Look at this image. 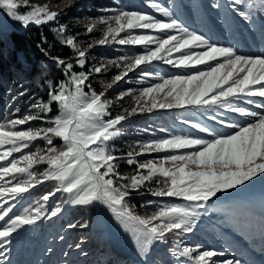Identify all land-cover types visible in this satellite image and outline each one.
Listing matches in <instances>:
<instances>
[{
  "label": "rangeland",
  "instance_id": "rangeland-1",
  "mask_svg": "<svg viewBox=\"0 0 264 264\" xmlns=\"http://www.w3.org/2000/svg\"><path fill=\"white\" fill-rule=\"evenodd\" d=\"M228 4L236 17L224 0H0L24 28L0 14L1 57L11 65V79L1 80L0 111L11 108L13 115L0 126L2 264H25V226L33 233L30 252L48 247L41 264H128L131 256L119 241L106 240L105 227L158 233L124 205L147 193L158 201L147 212L158 213L164 232L181 230L187 243H170L168 259L152 258L145 247L150 264H184V255L190 263L247 264L246 249L264 258V225L250 214L252 204L264 206V57L251 61L212 46L236 22L240 31L251 29L240 37L248 46L264 19L256 10H264V0ZM26 28L46 30L74 53L68 62L38 50L65 86L49 83L44 90L22 81L27 58L15 53L18 73L9 34L25 36ZM126 168L138 175L117 174ZM75 176L80 191L61 214Z\"/></svg>",
  "mask_w": 264,
  "mask_h": 264
},
{
  "label": "trees",
  "instance_id": "trees-1",
  "mask_svg": "<svg viewBox=\"0 0 264 264\" xmlns=\"http://www.w3.org/2000/svg\"><path fill=\"white\" fill-rule=\"evenodd\" d=\"M9 39L11 43V49L9 51V55L11 57V63H12V66L15 67L18 73H20V70L22 69V67L19 64V62H17L15 53L23 52L25 53V56L27 58L29 70H23V76L22 75L20 76L24 83L29 82L30 84H32L31 86L36 85L37 88H41L44 90L48 87L47 84L49 83H53V85H56L57 83H61V85L63 86L66 85V80L60 74L56 65L52 61H47V59H45L44 56L38 50L46 51L49 49L47 53L42 52V53H45L46 58L57 59L58 61L68 60V62H71L74 60V53L70 51L67 47L61 46L58 43H56L49 32H47L46 30L40 31L39 29L26 28L25 36L19 31H14L9 34ZM30 45H32V49H30ZM33 47H35L36 49ZM31 54H32V57L29 58V55ZM39 61H42L44 64V67L42 69L37 68V63ZM63 64L64 63H62L61 68H63ZM10 66L8 64L7 59L5 60L3 57H1V51H0V99H2L4 96V93L2 92L1 80L3 77L9 76ZM83 70L84 69L79 70V69L74 68V72H78V73L83 72ZM7 78L11 79V76ZM96 91L99 92L98 89ZM29 96H31L30 92L26 93L23 96V98H27ZM39 96H40V102L47 103V98L45 97V95L43 96L42 94H40ZM123 100L124 99L122 98L121 101ZM52 108H54V106H52ZM196 108H199V107H196ZM52 111H54V109ZM196 111H199V109H196ZM11 112H12L11 108L7 110L6 112L0 111V126H2L1 125L2 123L4 124L8 123L11 120V118H13L11 117L13 116L11 115ZM54 115H55V111L49 116L51 118ZM22 116H23V111L19 110L14 116V119L18 118V123L20 124V122H23V119L21 118ZM161 119L167 120V118H164V117L160 118V120ZM135 122L136 120H131L127 124L126 129L128 128V130H131ZM18 126H19L18 130H20L21 128L26 127V124L18 125ZM144 139H148V137H144ZM46 140L47 139L45 138V142ZM45 142L43 141L41 145L44 146ZM36 144H38V142H36ZM145 157L146 156L144 155V153H142V154H138L136 156V159L137 161H141ZM45 167L46 165L41 167L42 169H40V171L37 174L39 175L40 172L43 169H45ZM117 174L119 176H125V177L138 175V173H136L135 170L130 169V168L129 169L126 168L125 170H117ZM150 192L155 193L157 192V190H155V187L154 188L152 187ZM130 194L136 195L135 193H130ZM149 194L151 193H147V195L144 197H132V198H125L123 200L124 205L126 206V208H128L129 215L137 216L140 220L145 222V224L149 228L154 229V231H157L158 232L157 234L161 236V241L166 248H170V243L172 242L176 243L181 248L186 246L187 243H183V242L181 243V240H182L180 237L181 230L173 229L167 233L164 232L163 229L165 225L161 223L159 224V222H161L162 219L158 215V213H148L147 212L148 209L146 207L150 206V204L152 203L158 202L155 199L151 198ZM80 210L84 214L85 209H80ZM73 218L76 219L74 215H73ZM164 237L166 238V240L164 239ZM163 239L166 241L165 243L163 242ZM183 251L186 254L190 255V252L188 250L183 249ZM161 258L168 259L169 257H165V255H161Z\"/></svg>",
  "mask_w": 264,
  "mask_h": 264
},
{
  "label": "bare ground",
  "instance_id": "bare-ground-1",
  "mask_svg": "<svg viewBox=\"0 0 264 264\" xmlns=\"http://www.w3.org/2000/svg\"><path fill=\"white\" fill-rule=\"evenodd\" d=\"M0 14L4 18L3 20L9 25L15 26L17 25L16 23L20 24L19 18L10 8H6L0 5ZM77 182H78V176H75L72 180V187L70 189L71 198L67 205V209L70 206H72V204H70L71 200H73L75 195L80 191V185H78ZM261 192L262 191L259 192L258 190V192L256 193L260 194ZM93 196H94V192L91 191L88 195H86L85 198H87L88 200H91ZM248 196L250 198H253L255 196L254 192H249ZM105 228H106V231H104V234L106 233L105 234L106 240H108L109 243L112 242L113 240L119 241L121 245L123 246L122 248L127 250V252L129 253V256H131L132 260L134 259V261L136 258H140V259L141 257L143 258L145 254V247H147V249H149L150 251H153L154 249H157L160 246V244L156 241L155 236L147 230H144V232L140 230L141 232L140 233L137 231H132L131 229L127 227V225H124V226H121V225L110 226L109 225ZM107 231L109 232V234L107 233ZM137 233L139 234V239H138ZM139 240L143 241L145 244H141L143 242H140ZM142 247H144V249ZM142 249L144 250V252Z\"/></svg>",
  "mask_w": 264,
  "mask_h": 264
},
{
  "label": "water",
  "instance_id": "water-1",
  "mask_svg": "<svg viewBox=\"0 0 264 264\" xmlns=\"http://www.w3.org/2000/svg\"><path fill=\"white\" fill-rule=\"evenodd\" d=\"M16 24H17L16 26H18L19 28L24 29L22 25H20V24H18V23H16ZM14 25H15V24H14Z\"/></svg>",
  "mask_w": 264,
  "mask_h": 264
}]
</instances>
